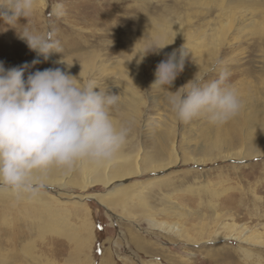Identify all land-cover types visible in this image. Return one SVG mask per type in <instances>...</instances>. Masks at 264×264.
I'll use <instances>...</instances> for the list:
<instances>
[{
  "label": "rangeland",
  "instance_id": "374dc122",
  "mask_svg": "<svg viewBox=\"0 0 264 264\" xmlns=\"http://www.w3.org/2000/svg\"><path fill=\"white\" fill-rule=\"evenodd\" d=\"M221 1L230 7V0H199L193 9L187 0H37L27 20L0 21V62L6 69L37 58L19 37L25 27L52 34L61 53H51L33 71L70 69L77 78L94 80L101 91L119 95L111 114L117 125L129 130L125 152L139 148L153 155L161 146L163 160L175 162L165 171L132 176L110 189L54 184L42 191L40 201L0 197V264H264V76L249 74L264 27L239 37L229 25L231 43L221 33L215 62L203 55L209 52L206 45L190 48L172 91L207 65L225 68L242 100L243 117L258 110L261 125L250 127L234 118L222 125L204 119L185 124L176 119L161 90L151 89L156 65L184 45L170 29L162 36L158 32L186 22L187 16L201 28L221 15ZM255 2L256 14H263ZM239 10L229 8L231 20ZM154 40L168 45L159 54L147 51ZM125 72H131L134 81ZM135 81L139 84L134 88ZM126 86L140 100L137 112H127L128 124L120 117ZM255 149L256 156L243 158ZM233 154L238 156H228ZM126 191L130 193L109 209L95 199L68 200L86 194L118 198ZM45 209H52L58 220L68 217L77 227L91 224L95 239L82 256L63 237L60 224L50 234L41 232L39 223L49 217Z\"/></svg>",
  "mask_w": 264,
  "mask_h": 264
},
{
  "label": "clouds",
  "instance_id": "9594fccd",
  "mask_svg": "<svg viewBox=\"0 0 264 264\" xmlns=\"http://www.w3.org/2000/svg\"><path fill=\"white\" fill-rule=\"evenodd\" d=\"M36 3L0 0V21L27 20ZM19 37L37 58L7 69L0 62V193L17 200L38 198L54 171L68 173L81 164L102 167L121 150L129 131L112 118L119 95L60 67L33 71L51 53H61L52 34L25 27ZM167 45L154 40L147 51L159 54ZM188 55L185 45L166 53L156 65L151 89L161 90L179 122L204 119L222 125L235 118L243 104L225 68L210 65L179 90H169Z\"/></svg>",
  "mask_w": 264,
  "mask_h": 264
},
{
  "label": "bare ground",
  "instance_id": "6f19581e",
  "mask_svg": "<svg viewBox=\"0 0 264 264\" xmlns=\"http://www.w3.org/2000/svg\"><path fill=\"white\" fill-rule=\"evenodd\" d=\"M188 4L187 6L190 9H193L194 5L201 4L199 0H187ZM202 1V0H200ZM255 0H230V7L229 5L225 4V1H221V3L218 5L221 11V15H217L214 20H206L205 26L201 28H197L192 24V19L190 16H187V21L184 22L183 20H180V24L178 26H172L168 28L161 29V25H157L161 31L158 32L159 35L162 36L167 30H171V32L174 33V36L176 35L179 39H182L184 42V45L189 50L190 48H194L197 45H206L208 47L209 52L205 53L203 55L206 56L207 60L210 62V58L214 61L218 59V52H220V49L218 48V43L220 42L219 37L221 33L226 34L229 30V25H233L234 31H237V36L242 37L245 35V32H252L256 34V28L263 29L264 25L262 24L264 22V2H261V0H257V5H260L263 11V14H256V8L252 5V3ZM198 7V6H196ZM229 8L233 12L234 8L240 9L237 13L234 14V21L231 20V16L229 14ZM258 8V6H257ZM202 10V7H201ZM187 11V10H186ZM191 11V10H190ZM189 11V13H190ZM188 12V11H187ZM197 12V11H196ZM195 14V12H194ZM200 15V13H199ZM186 16V15H185ZM198 17V16H197ZM196 17V18H197ZM226 19V20H224ZM163 24V23H162ZM164 26V25H162ZM179 30H184L182 32H178ZM235 34V32H233ZM233 35V34H232ZM228 34H226L225 41L227 44L231 43V38L229 37L227 39ZM231 36V35H229ZM165 37V36H164ZM233 38V37H232ZM241 39V38H240ZM181 40V41H182ZM180 41V40H179ZM178 41V42H179ZM239 41V40H238ZM177 42V41H176ZM178 44V43H177ZM257 46V45H255ZM135 49V48H134ZM137 50V49H136ZM257 53L258 55H255V58L250 61V64L253 68V71H250L249 74L257 73L259 75L264 76V39L261 40L260 46L258 47ZM221 56V54H220ZM215 62V61H214ZM211 63V62H210ZM208 67L210 65H207ZM207 67V68H208ZM131 70V69H130ZM251 70V69H250ZM67 71L75 76L78 77L72 70L67 69ZM125 77L127 79H131L132 81L133 74L131 72H125ZM139 83L136 81L134 82V88L138 86ZM176 84V83H175ZM177 86V85H175ZM174 88V82L172 86L170 87V91H173ZM176 90V89H175ZM124 93V100L122 103L124 104V109L122 115H120L121 120L124 121H130L129 117V110L130 108H133L135 112H137L138 106L137 104H140V100L138 99V96L136 94H131L129 91L128 86H126L123 89ZM260 112L257 110L254 114H252L249 117H243L242 113L240 112L234 119L236 121L242 122L244 124H247L248 126L252 127L255 125H261L262 122L258 119L257 115ZM120 114V113H119ZM120 120V121H121ZM127 123V122H126ZM129 123V122H128ZM127 123V124H128ZM117 125V123H116ZM120 126V125H117ZM222 138H219V143H221ZM125 145V144H124ZM175 146V144H174ZM215 148V145L213 146ZM152 149V148H151ZM172 150H174L172 148ZM254 152H248L244 155L243 158L253 157L256 156L259 152L253 150ZM144 153H141V150L138 148L136 151H131L126 153L124 146L121 148V150L116 154V156L109 161L108 163L104 164L102 167H94L88 164H81L78 165V170H72L71 172L64 173L60 171H54L51 174L49 184L50 187L54 184H59L62 188H65L67 185L72 186H82L84 189H89L98 185H103L106 188L110 189L116 182H126L132 176H136L142 173L146 172H154V171H165L168 168H170L171 164H174L175 162H165L163 160L162 154V147L156 148L155 154L152 155L151 151H143ZM177 152V150H175ZM230 157H237L238 154L228 155ZM81 173L82 175L77 176L75 174ZM70 173H72L70 175ZM80 178V181H77ZM129 191L124 192L122 195H120L118 198H110L106 199L101 194H86L84 197L74 196L71 195L68 200H84V199H95L100 201L102 205L106 206L108 209L111 206H115V202H118L121 200L122 197L128 194ZM130 193V192H129ZM9 197L12 200H17L13 197H11L8 194L0 193V197ZM68 197V196H67ZM40 201L39 197L36 198ZM63 199L66 200V197H63ZM21 200V199H19ZM43 200H41L42 202ZM122 201V200H121ZM40 203V202H39ZM37 210V209H36ZM35 210V211H36ZM40 210V209H39ZM44 208L42 209V211ZM45 212L48 213L49 217L45 218L42 223H39L40 230L42 233H52L51 229L60 224L63 234L65 238H67V242L69 244L72 243L74 246V250L82 256L86 249L90 246L91 243L94 242L95 235L93 232V227L89 223L82 224V226H74L72 223L67 219L59 218L57 219V216L54 217L55 213L52 211V209H45ZM150 212V211H149ZM45 214V213H44ZM39 215V214H38ZM47 215V214H46ZM43 218V216H41ZM40 217V219H41ZM41 222V220H40ZM38 225V224H37ZM171 228L176 229V231H179V229L176 226H171ZM40 232V231H39ZM20 235V234H19ZM19 237V236H18ZM17 237V238H18ZM15 240V238H14ZM74 253V252H73ZM72 254V253H71ZM70 254V255H71ZM76 254V253H75ZM69 255V256H70ZM72 256V255H71ZM75 256V255H74ZM73 257V256H72ZM79 258V257H78ZM70 259V258H69ZM68 259V260H69ZM74 260L76 259L73 258ZM76 261V260H75ZM88 262V261H86ZM81 263V262H80ZM109 263L107 260H103L101 264Z\"/></svg>",
  "mask_w": 264,
  "mask_h": 264
}]
</instances>
